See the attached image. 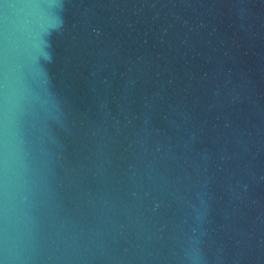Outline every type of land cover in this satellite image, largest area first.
Returning a JSON list of instances; mask_svg holds the SVG:
<instances>
[{"label":"water","instance_id":"1","mask_svg":"<svg viewBox=\"0 0 264 264\" xmlns=\"http://www.w3.org/2000/svg\"><path fill=\"white\" fill-rule=\"evenodd\" d=\"M0 264H264V0H0Z\"/></svg>","mask_w":264,"mask_h":264}]
</instances>
